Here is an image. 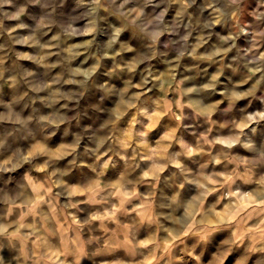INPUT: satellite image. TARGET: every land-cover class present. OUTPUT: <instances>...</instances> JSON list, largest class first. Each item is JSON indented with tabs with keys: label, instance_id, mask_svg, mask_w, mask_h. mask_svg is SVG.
Masks as SVG:
<instances>
[{
	"label": "clouds",
	"instance_id": "9594fccd",
	"mask_svg": "<svg viewBox=\"0 0 264 264\" xmlns=\"http://www.w3.org/2000/svg\"><path fill=\"white\" fill-rule=\"evenodd\" d=\"M0 264H264V0H0Z\"/></svg>",
	"mask_w": 264,
	"mask_h": 264
}]
</instances>
